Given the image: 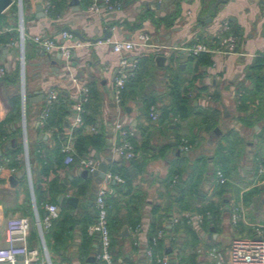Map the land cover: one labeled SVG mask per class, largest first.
Returning <instances> with one entry per match:
<instances>
[{"label":"crops","instance_id":"0c3cea01","mask_svg":"<svg viewBox=\"0 0 264 264\" xmlns=\"http://www.w3.org/2000/svg\"><path fill=\"white\" fill-rule=\"evenodd\" d=\"M71 1L62 0L60 13L53 17L45 11L46 7L50 8L49 0H22L21 5L18 0H13L0 13V68L5 71L0 73V229L5 231L10 215L33 217V202L36 206L34 183L42 179L47 184L53 182L54 186L65 190L57 195L56 202H48L59 207V216L44 237L50 258L58 264H100L95 259L98 236L90 234L88 229L96 219L95 193L104 180L84 177L83 169L75 159L69 163L65 162V157L62 159L65 153L61 146L67 137L71 136L75 151L72 107L77 100V86L73 78L79 84L91 87L95 94L88 112L95 113L96 126L87 125L86 130L99 126L107 132L106 147L101 150L90 148L83 156L91 155L98 163L106 162L107 170L123 179H111L106 193L112 254L118 264H146L144 248L153 230L174 225L166 226L177 216L173 202L183 188L181 180L188 178L187 165L191 160L202 158V155H206L210 165L219 160L221 169L225 161L226 169L224 173L221 171L225 177L223 182L218 180V174L217 180L214 178L218 166L209 169L204 179H199L200 189L194 199L190 197V209L184 213L203 216L199 225L187 222L198 238L197 251L212 246L224 248L233 238H227L228 233L247 235L252 232V224H264V174L257 171L258 163L264 159V82L262 95L256 97L246 91L253 87L252 80L246 76L247 67L256 57L264 58V0L220 3L211 13L209 22L205 18L213 0H114L119 7L113 10L105 9L101 0L97 10L90 8L93 0ZM41 5L42 10L39 9ZM174 14L171 25L153 21ZM141 16L144 17L140 19ZM224 20L229 21V32L236 37V51L210 53V64L196 69L195 63L188 59L191 54L187 48L197 41L213 46L215 33ZM20 24L23 45L19 39ZM62 30H69L74 35L73 39L65 41L72 51L68 63L61 61L58 49L45 51L33 41V36L41 35L61 43ZM140 33L148 35L150 44L135 46L126 55L137 61L142 57L152 58L142 66L144 90L134 100L118 106L112 99V84L121 54L112 49L111 43L93 39L107 35L111 41H134ZM158 54L165 56L161 66L155 61ZM172 68L180 75L183 85L190 81L194 87L202 89L191 91V95L195 92L198 95L193 100V111L187 117L180 118L172 113L162 116L160 110L154 121L146 113L144 99L149 95L155 97V103L151 105H157L159 109L168 102L165 94L167 70ZM262 70L264 72V66ZM49 91L57 93L52 102L53 110L59 106L60 94L66 97V103L70 101L72 112L62 116V125L58 121L60 116L53 117L56 125L51 126L46 120L47 114L43 115ZM40 93L42 99L29 102V98ZM17 96L20 97V116L15 115L19 104ZM208 107L220 112L215 123L204 121ZM8 116H11L10 122L2 125ZM116 120H121L132 132L130 141L135 151L132 159L117 157L112 152L113 143L119 140L111 128ZM18 125L22 130L20 136L16 131ZM177 135L180 140H193L188 152L179 150ZM17 138L22 141L23 155L25 138L27 148L33 153L29 162L30 178L24 157L21 163L22 155L17 152ZM39 147L44 149L42 156L37 155ZM47 168L49 171L46 172ZM10 176L15 180L11 181ZM216 183L222 192L219 213H215L212 221L204 222L201 209L209 202L208 197ZM82 185L87 188L84 192L79 189ZM62 195L78 197L77 204L61 205L59 197ZM46 203L42 204L40 216L46 211ZM233 206H242L245 221L232 229L229 219ZM169 237L168 232L160 239L157 251L168 253L172 258L174 252H170ZM27 241L39 255L43 253L38 231L33 225ZM4 244V233L0 232V246ZM197 260V264L212 263L202 252Z\"/></svg>","mask_w":264,"mask_h":264},{"label":"built area","instance_id":"2783aa9c","mask_svg":"<svg viewBox=\"0 0 264 264\" xmlns=\"http://www.w3.org/2000/svg\"><path fill=\"white\" fill-rule=\"evenodd\" d=\"M100 0H93L90 6L91 9H98ZM21 5L22 0H18ZM103 7L107 10H113L119 7L117 1L101 0ZM48 8H45L47 12ZM20 43H24V34L22 24H20ZM230 25L228 20H224L219 24L218 30L215 33V43L209 47L203 42L197 41L191 47L187 48L190 54H197L199 52L209 53H232L237 48L236 37L229 32ZM74 35L69 30H62L60 38L62 42L50 37H43L41 35L33 36V41L43 50L58 49L61 58L65 63L70 61L72 54L71 46L65 44V41L73 39ZM108 42L112 44V49L121 54L116 75L112 84V99L113 102L121 106L122 91L127 79L132 71L136 68L137 59L129 58L126 53L132 50L135 46H144L148 43L149 37L145 33H140L136 40H114L111 41L108 37L104 40L99 39L98 42ZM4 68H0V73L3 74ZM73 83L77 86V100L73 105V126L78 127L83 124L81 112L83 104L89 99V88L86 85L79 84L76 78L72 79ZM57 98L56 91H49L45 98V110L44 116L50 109L52 102ZM25 102V92L22 90V104ZM160 114V109L157 105H151L149 108V115L152 120H157ZM24 120L22 115V123L24 127ZM112 133L118 141L113 143L112 152L114 155L120 158L132 159L135 157V151L130 136L132 132L126 127L121 120H116L112 125ZM95 129V127H92ZM71 135V134H70ZM69 135V136H70ZM71 137V136H70ZM67 137V140L62 144L61 150L66 154L65 162L69 163L74 160L76 155L73 150L71 139ZM179 150L188 152L191 149V144L186 139H181L179 143ZM24 164L29 174V157L27 143L24 142ZM77 163L79 167L86 170L88 173H92L97 169L98 161L91 155L89 156H77ZM258 174H264V163L259 162L257 166ZM111 179L123 181V179L117 175H114L111 171H106L104 180L96 190L94 197V205L96 208L95 222L89 227L90 234L98 232V249L95 254L96 261L100 264H116L114 256L111 252L112 238L110 235L108 225V206L106 201L107 183ZM218 180L223 182L225 180L224 175L218 172ZM47 214L40 216L38 210L33 202L34 215L29 217L27 215H10L5 224L4 240L5 244L0 246V264H52L44 241V231L47 230L54 219L59 216V207L55 203H46L44 205ZM188 223L193 225H199L203 221L202 215L191 216L189 213L184 214ZM33 220V221H32ZM178 217L174 216L170 219L167 227H171L177 223ZM240 221H245L244 210L242 206H233L230 212V226L236 228ZM32 222L36 226L39 234V238L42 244L43 253L39 255L36 249H32L28 246L27 237L32 227ZM168 235L165 228L158 229L151 235L148 244L144 248V258L146 264H178L172 260L168 253H160L157 251L158 242L160 239ZM198 252L204 253L211 264H264V224L255 223L252 224V233L245 236L233 237L228 245L224 248L212 246L209 248H199ZM21 257V258H20Z\"/></svg>","mask_w":264,"mask_h":264},{"label":"trees","instance_id":"16d2710c","mask_svg":"<svg viewBox=\"0 0 264 264\" xmlns=\"http://www.w3.org/2000/svg\"><path fill=\"white\" fill-rule=\"evenodd\" d=\"M49 1L51 5L47 11V14L53 17L57 15L58 13H60L61 9L59 8V6L62 0H49ZM176 14L168 15L165 18L153 19V21L156 23L165 21L167 25H171L175 19ZM143 17L141 16L140 19H142ZM148 58L150 60L151 57L139 58L138 64L133 71V75L127 79L125 86L123 88V91H122V99H121V103H123L124 105L126 104L128 100H134L138 95L139 96L142 95L141 91L144 90V83H143V76H144L143 70L144 69H142V66H143V63L146 60H148ZM188 59L195 63V65L197 66L196 69L200 65L202 66L209 65L211 62L209 52H199L195 55L191 54L189 55ZM263 66H264V58L256 57L254 62L250 66L247 67L246 76L249 77L253 82V87L248 88L246 90L247 94H252L253 96H256V97L263 94V82H264V72L262 70ZM178 69L179 68L176 67V70ZM167 72L169 75L167 76V80H166V91H165L166 93L165 94L167 96L168 102L161 105L160 107L161 115L166 116L169 113H172L175 116L178 115L180 118H185L190 113H192L193 108H194L193 100L198 95V93L196 92L195 94L191 95L190 94L191 91H194L196 89L200 91L202 88L194 87V85L190 81L186 83V85H183L180 79V75H178V73L175 72L173 68L168 69ZM94 95L95 94L93 93V89L89 87V99L86 103L83 104V109L81 112L83 124L81 126L76 127L73 131L74 149L76 151V155L74 156V159L76 161H77V156L85 155L90 150V148L95 149V150H101V148L106 147V141L104 140V138L107 132L104 129H101V127L98 126V127H95L94 130H91V131L86 130L87 125H93V124L95 125V117H94L95 113L94 112L89 113L91 106L93 104V98L95 97ZM155 100L156 98L151 97L150 95L146 96V98L144 99L145 101L144 105L147 109L146 113L148 114V116H149L148 108L151 104L155 103ZM17 101L19 102V104L16 107L15 115L20 116L21 108H20V97L19 96H17ZM65 101H67L66 97L63 94H60V103H59V106L56 108V110L51 109L52 108V104H51V107L49 111L47 112V117H46V120L48 121V123L50 122L51 126L56 125V122L53 120L54 116L55 117L60 116L59 117L60 119L58 121H59V124L62 125V122H63L62 116H64L66 113L72 112V109L70 107V101L68 100L67 103ZM219 113H220L219 110L208 107L205 110L204 121H211V123H215L216 119L219 117ZM10 117L9 116L6 117L4 121L2 122V125L5 123L8 124L10 122ZM16 131L18 132V136H20V133L22 131L20 125H18V127L16 128ZM176 138L180 140V137L178 135L176 136ZM188 142L189 143L193 142V140H190ZM17 147H19L20 149V150L18 149L17 152L20 151L22 155L21 156V163H22L23 150L21 148H23V145H22V141L20 140V138H17ZM58 149H60V145ZM43 153H44V149L39 147L37 155L42 156ZM28 157H29V162L31 163L33 153L30 151V149H28ZM64 157H65V154H63L62 159H64ZM261 162L264 163V159H262ZM48 168L50 169V167ZM48 168L45 170L46 172L49 171ZM65 179L67 182V177H65ZM46 182L47 181L42 179L34 183L35 201H36V207H37L39 215L43 213V208H42L43 203L56 202L57 195L60 194L63 190H65V188L64 189L57 188L56 186L53 185V182L48 183L49 185ZM79 189L84 192L86 191L87 188L85 185H82L80 186ZM78 193L79 191H76V194ZM221 193H222L221 189L217 190L215 193L217 197L210 200L201 209L204 215V222L212 221L214 216L216 215L215 213L216 212L219 213L218 207L222 202ZM106 201H109V198H106ZM174 201L179 202V203L182 202L185 209H188V207L190 206L189 200L183 197L182 192L176 195V197L174 198ZM95 211H96V208H95ZM209 216H210V219H208ZM165 217H167V215H165ZM65 221L66 219H64V222ZM165 230L170 233V237L168 239L169 243L171 244L170 252H174V257H172V260L176 261L178 264H197L199 262V260H197V256L199 254V252L197 251L198 238L192 226H190L187 223V220L183 218H178L177 223H175L171 228H165ZM155 232L156 230L154 229L152 234H154ZM251 233L249 232L246 234L250 235ZM178 240H181V241L179 242ZM173 245H175V248L173 247ZM111 252H112V243H111ZM114 260L116 264H118L115 259V256H114Z\"/></svg>","mask_w":264,"mask_h":264},{"label":"rangeland","instance_id":"374dc122","mask_svg":"<svg viewBox=\"0 0 264 264\" xmlns=\"http://www.w3.org/2000/svg\"><path fill=\"white\" fill-rule=\"evenodd\" d=\"M201 157L202 158L199 157L198 159L197 158L196 159L194 158L193 159L194 161L191 160V163L189 165H187L188 178L187 179L185 178L186 180L184 178L181 180V181L184 182L183 185H182L183 188H182L181 192H182L183 197L186 198L187 200H190V197L194 199V196H195L194 194L197 192V190L200 189V186H199L200 181H199V179L200 180L201 179H204V176H205L206 172L209 169H212V168L215 169L218 166V163H219V160H218V161L214 162L213 164L211 163V165H210L208 163V160H207L208 158L206 157V155H204V156L202 155ZM217 158H219V157H217ZM222 164L224 165V166H222V169H221L220 166L217 167L219 169H217V168L215 169V173H214L215 180H217V174H218V172H221V171H223V169L224 170L226 169L225 161H223ZM198 175L200 177L197 178ZM211 176L212 175H210V177ZM220 188H221V186L218 183H216L214 185L213 191L211 190V194H210L211 196L208 197V201L212 200V198L214 199V197L217 196L215 193ZM173 204L175 206V211H176V215L178 216V218L185 219L183 217V215H184V213L186 212L187 209H185V207L182 204V202L179 203V202H175L174 201ZM188 209H190V208L188 207ZM53 222H54V220H53ZM32 225L35 226L34 225V222H32ZM52 228L53 227H49L47 230L44 231V237H45L46 232L49 229H52ZM0 232H1V234H3L4 233V228H2V230L0 229ZM234 236H245V235L244 234L243 235H236L235 233L230 232V233L227 234L226 237L229 238V239H231ZM178 241L180 242L181 240H178ZM48 254H50V253H48ZM50 261H51L52 264H58V263H56V261H55L54 258H52V259L50 258Z\"/></svg>","mask_w":264,"mask_h":264},{"label":"water","instance_id":"95a60500","mask_svg":"<svg viewBox=\"0 0 264 264\" xmlns=\"http://www.w3.org/2000/svg\"><path fill=\"white\" fill-rule=\"evenodd\" d=\"M226 1H228V0H213L210 3L209 9H208V13L206 14L207 17L205 18L207 22L211 21V13L216 11L218 5L220 3H223V2H226ZM77 2H78V0H72L71 1V3H77ZM12 3H13V0H0V13L5 11ZM39 9L40 10L43 9L42 5L39 6ZM106 38H107V35H104L103 37H100V38H97V39H93V41H98L99 39L104 40ZM149 44H150V42H149ZM234 51H236V49ZM164 60H165V56L164 55L158 54L155 57V61H156L157 65H159V66H161L163 64ZM61 61L64 62L63 58H61ZM42 98H43V94L40 93L39 96L34 97V98H29L28 100H29V102H31V101H37L38 99L40 100ZM22 115H23V120L25 121V102H23V104H22ZM216 131H218V130H216ZM25 142H26V138H25ZM171 144L174 145L175 143H171ZM28 166H29V164H28ZM106 171H107L106 162L100 161L98 163V166H97L96 170H94L92 173H88L86 170H83L82 171V175L84 177H89V178L96 177L98 180H101V179H103L105 177ZM9 179L11 181L15 180L13 176H10ZM59 201H60L61 205H64L65 203H70V204L76 205L77 202H78V197H76L74 195H62V196L59 197ZM45 214H47V211H45L44 215ZM124 230H126V229L124 228ZM95 235L98 236V232H96Z\"/></svg>","mask_w":264,"mask_h":264}]
</instances>
